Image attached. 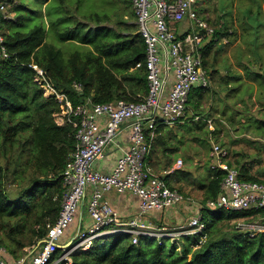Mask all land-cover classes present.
Returning <instances> with one entry per match:
<instances>
[{
	"label": "trees",
	"instance_id": "16d2710c",
	"mask_svg": "<svg viewBox=\"0 0 264 264\" xmlns=\"http://www.w3.org/2000/svg\"><path fill=\"white\" fill-rule=\"evenodd\" d=\"M9 1L13 17L3 22V29L11 56L0 66V246L17 259L35 252L45 235V223L56 220L63 193L61 173L75 144L71 126L54 121L58 102L42 94L29 64L40 67L48 82L73 103L87 97L93 102L137 100L147 93V81L145 43L137 25L124 18L126 12L111 17L107 10L95 6L90 10L89 0H49L43 10L46 0H41L40 12L35 15L27 0ZM243 1L236 3L242 13L239 23L246 31L242 36L254 48L253 53L259 54V45L264 44L260 39L264 24L259 15L260 1ZM220 3L223 13L219 19L204 18L214 27L212 36L218 40L235 34L233 3L229 9ZM106 32L114 33V39L106 38ZM59 39L72 46L55 48L53 41ZM213 43L211 39L202 52L206 70L208 65L216 66V54L223 47ZM137 63L141 64L135 67ZM260 69L250 76L257 95L264 99V65ZM229 74L232 79L225 84L234 92L236 87L228 84L238 75L232 71ZM74 83H80L82 90H76ZM200 113L211 116L209 112ZM259 123L264 125V121ZM257 130L264 132L263 128ZM235 160L240 163V159ZM149 163L152 165L150 159ZM239 171L242 178L263 180L241 168ZM220 178V171L211 169L201 187L203 230L182 234L178 242L169 241V245L166 237L158 243L146 235L138 236L137 242L128 233L105 236L103 242L97 239L89 249L73 252L70 264H264V232L251 235L237 224L238 220L257 219L264 223V209L231 210L205 205L206 200L216 198ZM9 185L16 187L15 193ZM183 189L178 190L189 195ZM27 246H31L29 251ZM61 253L58 246L55 257ZM65 262L60 259L56 264Z\"/></svg>",
	"mask_w": 264,
	"mask_h": 264
},
{
	"label": "built area",
	"instance_id": "2783aa9c",
	"mask_svg": "<svg viewBox=\"0 0 264 264\" xmlns=\"http://www.w3.org/2000/svg\"><path fill=\"white\" fill-rule=\"evenodd\" d=\"M131 4L138 33L145 43L147 93L144 96L133 101L118 98L108 102H93L87 97L83 102L73 103L48 82L40 67L29 64L35 70L33 79L42 94L58 102L54 121L71 126L75 144L61 173L63 193L58 216L53 223H45V235L35 252L15 259V264H56L60 259L70 264L73 252L87 250L97 239L103 242L105 236L114 234H131L133 242L140 235L154 237L158 243L163 237L173 240L176 231L165 226L156 229L151 221L141 222V216L150 210L194 201L192 196L170 187L163 174L154 171L147 156L157 127L183 122L184 118L187 121L202 117L188 107L191 90L207 89L211 83L203 65L202 43L210 36L213 45L228 43V38L218 40L212 36L214 27L199 15L196 0H131ZM11 5L9 0H0V66L11 56L3 29V22L13 17ZM183 22L188 23L187 27L178 30L176 24L180 27ZM74 87L82 90L80 83H74ZM204 120L210 129V168L220 171L221 176L216 198L206 200L205 205L231 210L264 209V181L240 177L239 168L229 162L228 148L212 138L215 119ZM125 130L128 146L120 150L111 169L95 168L97 160L118 146V137ZM112 190L136 194L140 199L138 213L128 219L119 216L105 197ZM86 194V209L92 224L63 241ZM201 206L198 204L197 213L180 224L177 231L193 234L204 229ZM239 224L251 235L264 232L263 222ZM58 246L62 253L56 258ZM5 253V247L0 246V264H10Z\"/></svg>",
	"mask_w": 264,
	"mask_h": 264
},
{
	"label": "rangeland",
	"instance_id": "374dc122",
	"mask_svg": "<svg viewBox=\"0 0 264 264\" xmlns=\"http://www.w3.org/2000/svg\"><path fill=\"white\" fill-rule=\"evenodd\" d=\"M248 1L249 0H244L243 2L248 3ZM259 1V15L264 22V0ZM27 2L35 9V15H37L41 9V0H27ZM239 2L240 0H196L199 15L202 18L210 19V21L219 19L220 15L223 13V10H220L219 3L220 6L227 9H229L230 4L233 3L231 14L233 13L235 34L233 37L228 38V43L221 42L223 47L216 54V66L208 65L207 67L211 81L212 79H216L215 82L218 86H213L212 84L211 87L210 83V90L207 93L201 94L202 96L199 97L196 94H200L201 88H193L188 97V105L192 110H194L193 108H196V110L201 109L197 104H199L203 98L202 105L204 109L202 112H209L211 117L213 116L212 118L217 120L213 122L216 129L212 135L213 140L226 146L228 150H231L230 158L235 165L246 170L248 175L257 176L264 181V132H259V130H257L260 128L264 129V125L259 123L260 121H264V99L257 95V87L255 93H253V88L249 85L246 86V91L244 92H239L240 89L230 92L228 88L225 87L226 79L230 80L232 77L225 72V67L229 62L224 61V57L230 58V56H232L236 58L237 55H239L240 60L250 68L249 71H251V76H253L254 65L259 71H261L260 66L264 65V44L259 45V54H255L252 51L254 48L250 46L242 36L246 31L243 30L239 23L241 22L240 17L242 15V13L236 9V3ZM88 3L90 4V6L88 5L90 10L95 6L96 9L100 11L107 10L108 12L106 13L111 17L119 14V11L126 12V14L130 15H132L131 13L133 12L131 0H89ZM187 24V22H183L179 29H185ZM251 30L252 29H249L247 33L249 34ZM105 35L106 38L109 39H114L115 37V34L111 32H106ZM260 39L264 40V24L261 26ZM210 40L211 36L203 41V48L206 49V45ZM53 44L55 48H60L63 45V47L69 49V46H72L70 43L63 44V41L60 39L59 41L54 40ZM213 88L214 90H212ZM193 96H197L198 98L193 101ZM180 123L182 122L174 124L173 131L180 133L181 136L178 139L172 138L170 146L175 145L173 147L174 150L167 151V153L170 154L169 157L172 158H166L167 154L163 153L160 145L156 154L157 165L155 164L156 166L154 165V167L151 166L154 171L158 173L162 170L159 169V166L173 167L175 170V177L180 178V180L187 185L192 182L194 187L189 189L190 194L195 198L201 199L203 196L201 187L211 175L210 159L207 154L210 144V129L206 121L204 123L201 120L192 121L188 119L183 125H179ZM204 155H208L207 159H204ZM149 156L150 155L147 156V160H149ZM154 156L153 160L156 159V157L154 159ZM194 158L198 159V161H196L197 163L194 162ZM237 158L240 159V165L235 163V159ZM174 161L175 163L173 164ZM9 188L12 189L11 193L16 192V187L9 185ZM253 221L262 223L258 219ZM239 223L245 222L238 220L237 223L241 229L245 228L244 225L241 226ZM152 226H155L156 229L161 227L156 224L154 225V223H152ZM166 227L168 229L170 228L169 226ZM165 240L166 244L169 245V238H165ZM27 247H25V249L29 251L31 246Z\"/></svg>",
	"mask_w": 264,
	"mask_h": 264
},
{
	"label": "crops",
	"instance_id": "0c3cea01",
	"mask_svg": "<svg viewBox=\"0 0 264 264\" xmlns=\"http://www.w3.org/2000/svg\"><path fill=\"white\" fill-rule=\"evenodd\" d=\"M48 1L49 0H46L43 3V7H42L43 10L45 9V5H46V3ZM124 18L128 19L129 22H134L136 24V20H135V15L134 14H133V17H130L128 14H125ZM109 26H112V24H109ZM176 27L179 30V27H178L177 24H176ZM137 32H138V28H137ZM203 50H205V48H203ZM210 58L211 57L209 56V59ZM224 58H225L224 61H228L229 62L228 65L225 67V72L229 74V72L232 71L233 73H235V75H238V79L235 82H232L231 84H228V86L229 87L235 86L237 90L240 89L239 92H244V91H246L245 90L246 86L249 85L250 87L253 88V93H255L256 84L251 79V76H250L251 71H249L250 68H248L247 65L244 64L243 61L240 60V56L237 55L236 58H233L232 56H230V58H228V57H224ZM224 61H223V63H224ZM135 67H137V65ZM135 67H133V68H135ZM227 67H229V68H227ZM255 71L258 72L259 69H257L255 67V65H254L253 66V75L255 74L254 73ZM227 80L228 79H226V81ZM215 81H216V79H214V80L212 79L211 87H212V84H213V86L214 85L218 86ZM226 85L227 84H225V87H226ZM192 90H191V92H192ZM209 90H210V87H208L207 89H202L201 88L200 94H196V95L198 97L202 96L201 94L207 93ZM212 90H214V88ZM136 96H140V94L137 93ZM197 96H195V97L193 96L192 100L195 101V99L198 98ZM202 104H203V98L201 99V102L199 104H197V105H199L198 107H201V109H197L196 110V108H193L194 109L193 112L198 113L201 116L204 115L203 117H201L198 120H201V121H203L205 123L204 119L207 116H205L204 113H200L204 109ZM190 110H192V109L190 108ZM187 114H189V111L187 112ZM184 122H187L186 118H184V121L182 123H180L179 125H183ZM173 126H174V124L173 125H164L163 127H161L156 132V135L154 136V140L152 142V148H151L152 149V153H150V156H149L150 162H151L153 167H154L155 164L157 165V156H156V154H157V151L159 150V146L160 145H161L160 148L163 151V153L167 154L166 158H169V159L172 158V157H169L170 154L167 153V151H173L174 150L173 147L175 145L174 146H170L171 143H172L171 140H172V138L178 139L181 136L180 133H176L175 131H173ZM215 130L213 132H215ZM215 135H214V137H215ZM117 143H118L119 147L118 146L117 147L114 146L111 149H109V151L107 152V154L103 158H101L100 160H97L95 162V164H94L95 168H99V169H102V170L111 169V167L113 166L114 159L118 155L120 150L121 149H126L127 146H128V138H127V131L126 130L123 131L119 135ZM209 150H210V144H209ZM230 152H231V150H229V158L228 159H229L230 163L234 164L232 162L231 158H230ZM207 154L209 155V152ZM208 155H204V159L205 158L207 159ZM153 156H154V159L156 157L155 160H153ZM194 159H195L194 162L197 163L196 161H198V159L197 158H194ZM174 163H175V161L173 162V164ZM235 163H236V160H235ZM236 164L240 165L241 163H236ZM158 165H160V164H158ZM159 169H162L160 172L163 174V177L165 178L166 183L170 187H173V188H176V189H179L180 187H182V188L185 189V190H183V191H185V193H187L190 196H192L190 194V192H189V189L194 187V184L192 182L188 183L189 185H187L182 180H180V178L175 177V175H174L175 170H174L173 167L170 168L169 166L168 167L159 166ZM164 172H166V173H164ZM175 179L177 180V182H176ZM87 197H88V194H86V196L84 197V199H83V201H82L77 213L75 214V217H74L73 221L70 223L68 229L66 230L64 236L62 237L63 241H65L66 239L69 240L70 238H72V236L79 229L89 227L92 224V219L88 215L87 209H86ZM105 197L108 200V202L110 203V205L113 207V209L123 219L131 218L132 216H134L135 214L138 213L140 199L134 193L127 192V191L119 193V192H116V191L112 190V191L107 192ZM192 197H193L194 201L191 202V203L183 202V203L177 204L175 206L165 207L164 209H160V210H150L147 214L141 216V222L147 223L148 221H151V223H154V225L156 224V225H159L161 227L162 226H165V227L169 226L170 230L176 231V233H177L176 235H174V239L173 240H171V238H169V240L178 242L179 239H180L179 237L182 234H186V233H180L179 232L180 230L177 231V227L180 224H185L184 222H187L192 215L197 213L198 204H202V202L200 201L202 199L195 198L194 196H192ZM5 258L10 264H15V258L13 256H11L10 254H8L7 252L5 253Z\"/></svg>",
	"mask_w": 264,
	"mask_h": 264
},
{
	"label": "water",
	"instance_id": "95a60500",
	"mask_svg": "<svg viewBox=\"0 0 264 264\" xmlns=\"http://www.w3.org/2000/svg\"><path fill=\"white\" fill-rule=\"evenodd\" d=\"M40 244V241H39V243H38V245Z\"/></svg>",
	"mask_w": 264,
	"mask_h": 264
}]
</instances>
